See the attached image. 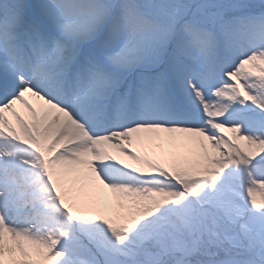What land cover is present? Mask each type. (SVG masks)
Here are the masks:
<instances>
[{
	"label": "snow or ice",
	"instance_id": "6c2138e0",
	"mask_svg": "<svg viewBox=\"0 0 264 264\" xmlns=\"http://www.w3.org/2000/svg\"><path fill=\"white\" fill-rule=\"evenodd\" d=\"M0 264H264V0H0Z\"/></svg>",
	"mask_w": 264,
	"mask_h": 264
},
{
	"label": "bare ground",
	"instance_id": "6f19581e",
	"mask_svg": "<svg viewBox=\"0 0 264 264\" xmlns=\"http://www.w3.org/2000/svg\"><path fill=\"white\" fill-rule=\"evenodd\" d=\"M33 102H34V104H37V106H39V102H37V101H35V100H33ZM190 146H191V147H194L193 145H190ZM164 147H165V150H166V151L171 149V145L168 144V143H166ZM137 150H138V151H141L142 153H143L144 151H148V154H150V155L153 154V150H152V149H147V150H146V149L141 148V147L138 146V145H137ZM154 151L158 153V152L160 151V149H155ZM181 151H183V150L181 149ZM114 154H116V153L114 152ZM117 155H118V154H117ZM105 191H106V190H105Z\"/></svg>",
	"mask_w": 264,
	"mask_h": 264
},
{
	"label": "rangeland",
	"instance_id": "374dc122",
	"mask_svg": "<svg viewBox=\"0 0 264 264\" xmlns=\"http://www.w3.org/2000/svg\"><path fill=\"white\" fill-rule=\"evenodd\" d=\"M107 194V193H106Z\"/></svg>",
	"mask_w": 264,
	"mask_h": 264
}]
</instances>
